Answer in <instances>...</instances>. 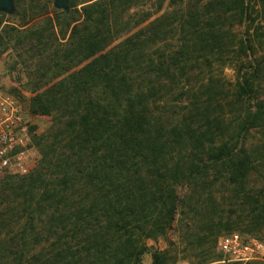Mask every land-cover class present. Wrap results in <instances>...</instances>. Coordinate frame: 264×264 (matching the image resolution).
<instances>
[{
    "label": "trees",
    "instance_id": "1",
    "mask_svg": "<svg viewBox=\"0 0 264 264\" xmlns=\"http://www.w3.org/2000/svg\"><path fill=\"white\" fill-rule=\"evenodd\" d=\"M244 2L222 16L189 8L143 25L148 16L123 20L133 0H70L67 13L52 9L45 37L32 21L41 14L15 0L21 28L2 31L0 55L7 40H22L30 111L52 126L33 135L41 159L30 172L0 176V264H142L145 242L173 228L179 188L211 195L207 184L220 180L239 211L249 198L255 228H264V188L245 193L264 149V139L260 149L249 141L258 129L264 136V32L256 45L249 30L223 28L247 20L264 29V0L252 4L263 16L254 19ZM213 63L236 74L222 96L219 80L198 78ZM181 223L202 251L196 264H225L211 223ZM150 259L176 262L169 250Z\"/></svg>",
    "mask_w": 264,
    "mask_h": 264
},
{
    "label": "rangeland",
    "instance_id": "2",
    "mask_svg": "<svg viewBox=\"0 0 264 264\" xmlns=\"http://www.w3.org/2000/svg\"><path fill=\"white\" fill-rule=\"evenodd\" d=\"M133 1L135 3V7L132 8L125 17H123V20H125L129 15L132 17L134 22L138 21L141 18H144L145 16H148V20L143 25H147L148 23L154 24L162 16H176V14H186L189 11V8H193L192 10L198 11L199 14L205 15V17L209 15L216 16V14H218L219 12H221L220 15L222 16L223 11H226L227 7L230 6V3H232L233 1L236 2V0H223L225 4L227 3L226 5H223L221 3L222 0ZM215 1L216 5L214 6ZM255 1L256 0L252 1L251 3L250 0H245L244 2L245 7H249L248 10L251 12L252 19L256 18L257 15L263 17L259 5H252L255 4ZM209 2H213V5L208 6ZM52 9H54L53 0H20L19 10L21 12L33 11L34 13L38 12L41 14L37 15L32 21H35L39 24V29L44 32L45 37L51 35L48 18L52 22ZM228 13L230 12H226L224 16L228 17ZM12 16H0V35L6 28H14L18 30L21 28L22 22L20 21V19L18 20L17 17ZM246 21H243L242 24L236 22L234 23L232 21H226L223 25V28L227 31H231L232 29L238 36H240V34L245 32L246 30H249L251 42L257 45V42L261 41L259 35L264 32V29L260 28L257 25L258 21L254 23L253 26H249L251 24V21ZM31 23H29L27 26L31 25ZM261 25L263 26V24ZM27 26H24L22 28H26ZM257 26L259 27L258 32L255 33L254 29ZM57 38L59 40L61 39L60 34H57ZM65 40H67V37H65ZM21 41L22 40L18 42L14 38L10 41L7 40L5 43L6 49L0 55V91L7 93L17 101L26 120L29 121L30 127H34L32 133L37 138L49 131L50 126H52V119L51 117L47 116L33 115L30 111V98L32 94L30 87L27 85L30 77H28V74L26 73V71H24L25 69L22 68L23 62L21 60L26 59V56L30 53L23 51L24 46H21ZM60 41L64 42L62 40ZM213 65L214 66L211 69L202 68V70H200L198 78H202L204 82L206 78L210 77L213 79V81L219 80L218 86L220 87V89L219 87L217 89L221 91V94L219 96H222L224 92H228L231 90V85H233L235 82L236 74L231 68H219L218 64L214 63ZM195 73H197L196 70ZM194 76L192 78H194ZM191 85L197 87L196 80L192 81ZM179 107L180 106L175 109V113L185 114L186 112L181 111V108ZM261 139H264L262 129L254 131L249 137V141L252 142V145L257 146L259 149L261 148ZM258 157L261 158L260 160H258V162H255V170H252L248 174L247 180L245 181V193H248L249 197H251L250 192H254L261 188H264V149H260ZM207 180L209 181L206 183H210L211 181H213L212 177L210 176ZM221 182L222 180H220V182L218 183L215 182L214 186L207 184L209 188L206 190V192L211 193V195L202 193L200 189H197L195 192H193L189 191V189H187L185 186L179 188L178 193L181 197L183 207L178 211V215L176 217V221L173 224V228L168 232L166 237H157L154 240L151 239L145 242L147 253H145L142 257V264H150L151 252L162 250L171 251L172 257L176 261L175 264H196V261L202 255V251L196 246L192 245V242L190 241L186 233L183 232L181 223L182 221L194 223L196 227H199L203 223H206L207 225L211 223L214 227L212 233L218 232L215 236L216 238L214 237L216 239V242L219 237L230 233H239L244 237H255L264 240V228H255V225H258L256 221H259L260 217L257 212L251 211L249 198L246 199L247 204H245L242 211H239V209L233 205V189L229 187H222ZM202 200L206 201V208L196 207V203H199ZM2 234L3 233L1 232L0 235ZM215 253H219L216 249V246ZM206 264L218 263H216V261H211ZM250 264L263 263L256 262Z\"/></svg>",
    "mask_w": 264,
    "mask_h": 264
},
{
    "label": "built area",
    "instance_id": "3",
    "mask_svg": "<svg viewBox=\"0 0 264 264\" xmlns=\"http://www.w3.org/2000/svg\"><path fill=\"white\" fill-rule=\"evenodd\" d=\"M33 133L17 101L0 91V176H22L40 161ZM219 263L264 264V240L230 233L217 239Z\"/></svg>",
    "mask_w": 264,
    "mask_h": 264
},
{
    "label": "water",
    "instance_id": "4",
    "mask_svg": "<svg viewBox=\"0 0 264 264\" xmlns=\"http://www.w3.org/2000/svg\"><path fill=\"white\" fill-rule=\"evenodd\" d=\"M70 0H53V7L64 13L69 12ZM15 13V0H0V14L12 16Z\"/></svg>",
    "mask_w": 264,
    "mask_h": 264
}]
</instances>
